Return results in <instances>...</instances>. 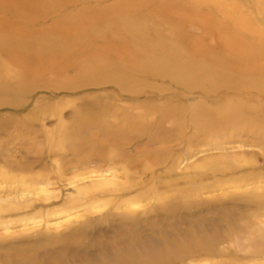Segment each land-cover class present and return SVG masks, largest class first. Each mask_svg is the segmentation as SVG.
I'll list each match as a JSON object with an SVG mask.
<instances>
[{
  "label": "rangeland",
  "instance_id": "374dc122",
  "mask_svg": "<svg viewBox=\"0 0 264 264\" xmlns=\"http://www.w3.org/2000/svg\"><path fill=\"white\" fill-rule=\"evenodd\" d=\"M0 264H264V0H0Z\"/></svg>",
  "mask_w": 264,
  "mask_h": 264
},
{
  "label": "bare ground",
  "instance_id": "6f19581e",
  "mask_svg": "<svg viewBox=\"0 0 264 264\" xmlns=\"http://www.w3.org/2000/svg\"><path fill=\"white\" fill-rule=\"evenodd\" d=\"M32 2H34V1H32ZM36 2V1H35ZM30 44V43H29Z\"/></svg>",
  "mask_w": 264,
  "mask_h": 264
}]
</instances>
